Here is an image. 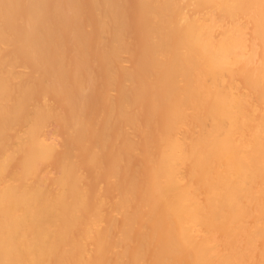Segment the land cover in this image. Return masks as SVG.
Listing matches in <instances>:
<instances>
[{
	"label": "bare ground",
	"instance_id": "6f19581e",
	"mask_svg": "<svg viewBox=\"0 0 264 264\" xmlns=\"http://www.w3.org/2000/svg\"><path fill=\"white\" fill-rule=\"evenodd\" d=\"M0 264H264V0H0Z\"/></svg>",
	"mask_w": 264,
	"mask_h": 264
}]
</instances>
